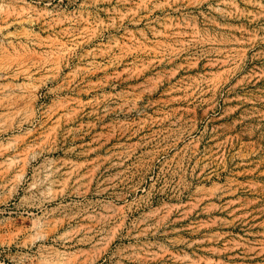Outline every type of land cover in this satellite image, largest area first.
I'll return each mask as SVG.
<instances>
[{
    "label": "rangeland",
    "instance_id": "1",
    "mask_svg": "<svg viewBox=\"0 0 264 264\" xmlns=\"http://www.w3.org/2000/svg\"><path fill=\"white\" fill-rule=\"evenodd\" d=\"M0 264H264V0H0Z\"/></svg>",
    "mask_w": 264,
    "mask_h": 264
},
{
    "label": "bare ground",
    "instance_id": "2",
    "mask_svg": "<svg viewBox=\"0 0 264 264\" xmlns=\"http://www.w3.org/2000/svg\"><path fill=\"white\" fill-rule=\"evenodd\" d=\"M99 196H100V195H99ZM82 197L85 199V201H84L85 204L82 205L81 209H79V210H80L82 213H85V214H86V213H87L86 211H87L88 208H90V206L92 205V202H89V201L87 200V197H88L87 194H86L85 196H82ZM84 199H83V200H84ZM82 204H83V203H82ZM92 210H93V209H92ZM81 212H80V213H81ZM82 213H81V214H82ZM87 214H89V213H87ZM76 216H77V215H74V216L72 217V219H73V218H77Z\"/></svg>",
    "mask_w": 264,
    "mask_h": 264
}]
</instances>
